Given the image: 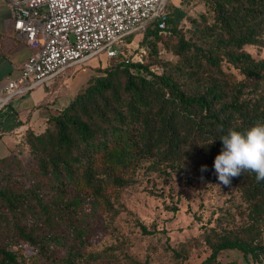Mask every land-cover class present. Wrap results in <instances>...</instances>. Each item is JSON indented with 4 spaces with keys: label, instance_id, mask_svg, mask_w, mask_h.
Here are the masks:
<instances>
[{
    "label": "trees",
    "instance_id": "16d2710c",
    "mask_svg": "<svg viewBox=\"0 0 264 264\" xmlns=\"http://www.w3.org/2000/svg\"><path fill=\"white\" fill-rule=\"evenodd\" d=\"M202 4L192 17L164 3V27L159 16L143 29L140 45L155 55L168 49L173 59L133 58L123 46L43 129L26 130V159L0 158V264H79V248L103 215L120 211L143 160L213 182L219 138L264 124V57L246 49L264 46V0ZM183 18L197 35H186ZM231 185L240 193L238 219L225 210L218 225L204 229L210 253L198 264H220L224 248L240 249L247 264H264V181L245 172Z\"/></svg>",
    "mask_w": 264,
    "mask_h": 264
},
{
    "label": "rangeland",
    "instance_id": "374dc122",
    "mask_svg": "<svg viewBox=\"0 0 264 264\" xmlns=\"http://www.w3.org/2000/svg\"><path fill=\"white\" fill-rule=\"evenodd\" d=\"M164 3L166 7L179 4L192 17L204 11L202 0H164ZM179 25L187 36L197 35L188 19H181ZM143 31H136L124 39L127 55L137 58L139 53H145L147 61L175 57L165 48L158 49L157 55L148 52L140 45ZM246 49L256 58L264 57V46L248 45ZM106 60L105 52L100 51L69 65L65 73L69 71L70 75L65 76L61 92H77L84 88L89 75L98 72L97 68ZM134 178L133 186L121 195L120 211L116 215H103L93 237L79 248V264H198L210 253L203 238L204 229L218 225L225 210L230 209L238 219L235 204L241 202V198L233 185L225 187L218 180L204 181L187 171L157 166L152 159L143 160L135 168ZM141 224L147 231L142 230ZM172 248L183 255L176 256ZM100 251L103 253L97 259L88 255ZM217 261L247 264V258L238 248L221 249Z\"/></svg>",
    "mask_w": 264,
    "mask_h": 264
},
{
    "label": "built area",
    "instance_id": "2783aa9c",
    "mask_svg": "<svg viewBox=\"0 0 264 264\" xmlns=\"http://www.w3.org/2000/svg\"><path fill=\"white\" fill-rule=\"evenodd\" d=\"M5 1L13 28L34 49L22 62L19 76L3 84L0 106L95 53L104 51L107 57L116 56L125 44L124 36L143 30L148 22L161 16L164 5V0ZM161 17L158 25L163 28Z\"/></svg>",
    "mask_w": 264,
    "mask_h": 264
},
{
    "label": "crops",
    "instance_id": "0c3cea01",
    "mask_svg": "<svg viewBox=\"0 0 264 264\" xmlns=\"http://www.w3.org/2000/svg\"><path fill=\"white\" fill-rule=\"evenodd\" d=\"M33 49L23 34L13 28L10 9L5 0H0V92L8 78L19 76L22 62ZM65 69L0 106V158L10 154L27 156L26 130L43 129L48 115L61 109L76 93L61 92L65 76L70 75Z\"/></svg>",
    "mask_w": 264,
    "mask_h": 264
},
{
    "label": "clouds",
    "instance_id": "9594fccd",
    "mask_svg": "<svg viewBox=\"0 0 264 264\" xmlns=\"http://www.w3.org/2000/svg\"><path fill=\"white\" fill-rule=\"evenodd\" d=\"M219 140L222 151L214 160V169L220 184L229 187L232 178L245 172L256 173L257 182L264 181V124L246 132L230 129ZM207 170V165L202 166L201 172Z\"/></svg>",
    "mask_w": 264,
    "mask_h": 264
}]
</instances>
